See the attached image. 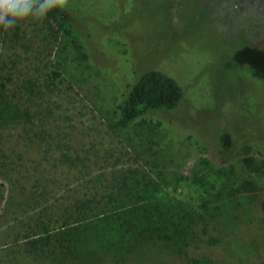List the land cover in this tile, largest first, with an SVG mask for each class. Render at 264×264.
Masks as SVG:
<instances>
[{
  "label": "rangeland",
  "instance_id": "374dc122",
  "mask_svg": "<svg viewBox=\"0 0 264 264\" xmlns=\"http://www.w3.org/2000/svg\"><path fill=\"white\" fill-rule=\"evenodd\" d=\"M61 15L69 36L36 75L62 93L63 112L77 123L73 137L92 142L100 157L113 154L108 162L117 168H131L134 188L152 181L156 191L217 208L191 227L183 253L162 240L113 252L30 253L23 239L41 210L56 218L34 179L67 181L74 172L56 154L43 159L25 128H8L0 131V264H192L202 257L264 264V0H69ZM151 68L175 78L183 100L115 128L117 104ZM223 132L232 135L228 152L219 145Z\"/></svg>",
  "mask_w": 264,
  "mask_h": 264
},
{
  "label": "trees",
  "instance_id": "16d2710c",
  "mask_svg": "<svg viewBox=\"0 0 264 264\" xmlns=\"http://www.w3.org/2000/svg\"><path fill=\"white\" fill-rule=\"evenodd\" d=\"M67 24L57 9L39 21V28H33L37 23L30 21L7 32L0 28V131L25 128L38 148H44L43 159L51 160L56 154L53 160L74 172L67 181L50 175L34 179L31 186L39 190L38 198L52 200L50 206L56 218L53 222L46 219L48 208H43L38 223L25 234V249L42 253L55 248L71 256L82 246L113 252L137 240H162L183 253L193 238L191 227L205 212L215 213L217 207L183 202L156 191L152 181L143 188H134L131 168H117V162H108L113 154L100 157L92 142L73 137L71 129L77 123L63 112L62 93L36 75L40 62L64 46L70 33ZM57 67L54 77L61 75ZM183 97L184 90L175 78L157 68L146 70L117 104L114 127L126 129L152 110H174ZM218 141L222 152L233 146L229 132L221 133ZM152 189L156 193L147 194ZM53 192L60 193L49 196ZM122 195H130L132 201L117 206ZM191 262L215 264L204 257L191 258Z\"/></svg>",
  "mask_w": 264,
  "mask_h": 264
},
{
  "label": "clouds",
  "instance_id": "9594fccd",
  "mask_svg": "<svg viewBox=\"0 0 264 264\" xmlns=\"http://www.w3.org/2000/svg\"><path fill=\"white\" fill-rule=\"evenodd\" d=\"M69 0H0V28L14 29L21 23L42 21L54 10H66Z\"/></svg>",
  "mask_w": 264,
  "mask_h": 264
}]
</instances>
